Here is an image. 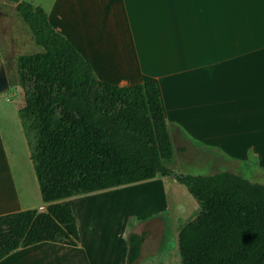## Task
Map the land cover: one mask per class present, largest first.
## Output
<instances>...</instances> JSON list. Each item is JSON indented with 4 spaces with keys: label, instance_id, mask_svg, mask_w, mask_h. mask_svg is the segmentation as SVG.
Returning <instances> with one entry per match:
<instances>
[{
    "label": "crops",
    "instance_id": "1",
    "mask_svg": "<svg viewBox=\"0 0 264 264\" xmlns=\"http://www.w3.org/2000/svg\"><path fill=\"white\" fill-rule=\"evenodd\" d=\"M41 1H48L37 6L49 24L97 80L118 87L156 83L171 143L179 151L188 146L214 150L235 166L258 153L261 164L264 0ZM17 110L11 115L8 108L0 110V216L46 212L53 205L41 200ZM175 184L172 177H157L56 202L70 207L78 245L43 242L12 252L0 264H126L130 234L142 237L137 264H178L177 243L159 248L146 243L157 240ZM124 190L155 191L158 197L144 214L128 211L126 205L138 198H123ZM178 209L188 214L172 230L176 240L199 212L194 204L189 211ZM147 216L157 221H144Z\"/></svg>",
    "mask_w": 264,
    "mask_h": 264
},
{
    "label": "trees",
    "instance_id": "2",
    "mask_svg": "<svg viewBox=\"0 0 264 264\" xmlns=\"http://www.w3.org/2000/svg\"><path fill=\"white\" fill-rule=\"evenodd\" d=\"M0 1L15 5L42 49L16 61V86L23 97L17 117L41 200L53 204L46 212L0 216V260L43 242L78 245L70 207L56 202L172 177L199 207L178 233L180 264H264V185L228 171L175 173L154 81L118 87L97 80L41 7ZM141 244V235H128L126 264H137Z\"/></svg>",
    "mask_w": 264,
    "mask_h": 264
},
{
    "label": "rangeland",
    "instance_id": "3",
    "mask_svg": "<svg viewBox=\"0 0 264 264\" xmlns=\"http://www.w3.org/2000/svg\"><path fill=\"white\" fill-rule=\"evenodd\" d=\"M26 1H31L32 4L36 6L39 4L45 6L48 2H43L41 0ZM41 51L42 49L34 44L29 29L17 15L15 5L0 1V69H4L9 84H12L9 86L8 91L0 93V110L8 108L11 115L12 112H15L16 108L22 106V92L21 89L16 86V61L18 57L22 55ZM172 148L173 158L171 164H169V168L172 170H177L182 174H189L192 176H209L215 173L228 171L252 183L264 185V159L261 161V164H259L258 153V155L253 153V157H251L249 161H240L239 166H235L221 153L214 150L199 146H188L184 152H181L178 150V146L174 141H172ZM175 186L176 190L171 191V194H169V200L173 203L170 207V212L167 213V216L163 218L160 217L162 221L161 224H159V235L156 237L157 240H152V238H150L146 241V243H155V248H159L160 246L163 247L165 244L170 243L176 245V236L174 240V233L172 230L173 228H177L180 221L187 218L188 214V212H185L183 215H180L181 211L178 209L179 207H187V211H189V205L191 204L198 207L183 185L175 184ZM135 196L138 200L135 204L132 202L130 204L128 203L126 209L131 211L135 208L137 212L143 214L151 209L150 203L154 204L158 197L155 191L150 193V191L124 190V194H122L123 198H132ZM157 202L158 201H156V203ZM195 214L193 215L194 218ZM144 219H146L144 221H150L149 219L157 221L156 217L151 216L144 217ZM175 254V260L180 264L177 248Z\"/></svg>",
    "mask_w": 264,
    "mask_h": 264
},
{
    "label": "water",
    "instance_id": "4",
    "mask_svg": "<svg viewBox=\"0 0 264 264\" xmlns=\"http://www.w3.org/2000/svg\"><path fill=\"white\" fill-rule=\"evenodd\" d=\"M9 90V82L7 80L5 71L3 68L0 69V93L6 92Z\"/></svg>",
    "mask_w": 264,
    "mask_h": 264
}]
</instances>
